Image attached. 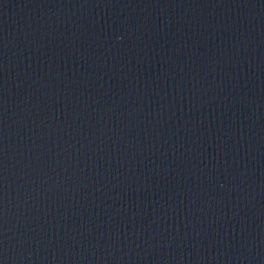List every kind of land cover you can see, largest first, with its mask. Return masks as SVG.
<instances>
[{
	"label": "water",
	"instance_id": "obj_1",
	"mask_svg": "<svg viewBox=\"0 0 264 264\" xmlns=\"http://www.w3.org/2000/svg\"><path fill=\"white\" fill-rule=\"evenodd\" d=\"M0 264H264V0H0Z\"/></svg>",
	"mask_w": 264,
	"mask_h": 264
}]
</instances>
